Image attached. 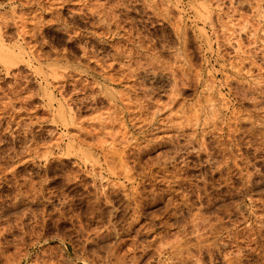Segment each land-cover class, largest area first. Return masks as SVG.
Here are the masks:
<instances>
[{"label":"rangeland","instance_id":"374dc122","mask_svg":"<svg viewBox=\"0 0 264 264\" xmlns=\"http://www.w3.org/2000/svg\"><path fill=\"white\" fill-rule=\"evenodd\" d=\"M105 227L264 264V0H0V264H119Z\"/></svg>","mask_w":264,"mask_h":264},{"label":"bare ground","instance_id":"6f19581e","mask_svg":"<svg viewBox=\"0 0 264 264\" xmlns=\"http://www.w3.org/2000/svg\"><path fill=\"white\" fill-rule=\"evenodd\" d=\"M146 200V199H145ZM145 200H142V202H144ZM147 201V200H146ZM141 202V200H140ZM148 203V202H147ZM131 204V203H130ZM144 204V203H143ZM136 206V207H135ZM139 203L137 205H134V209L138 210L139 208ZM143 206V205H142ZM211 207V206H210ZM169 207L167 206L166 207V210L168 209ZM139 212V211H138ZM178 219V218H177ZM102 228V227H101ZM107 228V227H105ZM103 229V228H102ZM100 230V229H99ZM98 230V231H99ZM97 231V232H98ZM132 230L129 228L127 230H120V229H117L116 227H111V228H107L105 231H102L101 233H98L97 236H95V238H93L92 240H90L88 242V246L91 247V248H94V247H102L103 249L106 250V252L108 253L109 256L113 257L114 259H116L118 261L119 264H122L124 262V257L121 256L120 254V249L126 244V240H124V236H126L127 234L131 236V233ZM93 237V235H92ZM137 240V239H136ZM135 241V240H134ZM136 242V241H135ZM134 245V244H133ZM87 247V246H86ZM88 247V248H89ZM139 247L142 248V251H145L148 252V248L150 247V244H147V245H140V246H133L132 250L133 251H136ZM66 250L68 251L69 248H68V245L66 246ZM151 251H149L150 253ZM142 253V254H144ZM147 255V254H146ZM160 255H161V252H160ZM179 255V254H178ZM182 255V254H181ZM147 257V256H146ZM160 261L162 259H159ZM144 261V260H143ZM159 261V262H160ZM180 262V261H179ZM158 263V262H157ZM162 263V261H161ZM160 263V264H161ZM132 264H139L138 261L136 262L135 260L132 261ZM141 264V263H140ZM164 264V263H162ZM177 264V263H176Z\"/></svg>","mask_w":264,"mask_h":264}]
</instances>
